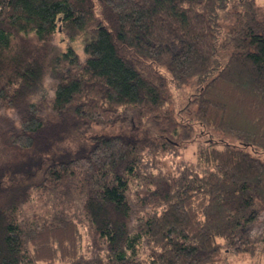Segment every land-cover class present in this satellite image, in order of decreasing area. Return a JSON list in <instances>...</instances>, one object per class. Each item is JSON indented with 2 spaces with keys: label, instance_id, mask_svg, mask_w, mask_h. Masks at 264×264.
<instances>
[{
  "label": "trees",
  "instance_id": "obj_1",
  "mask_svg": "<svg viewBox=\"0 0 264 264\" xmlns=\"http://www.w3.org/2000/svg\"><path fill=\"white\" fill-rule=\"evenodd\" d=\"M262 209L259 0H0V264H258Z\"/></svg>",
  "mask_w": 264,
  "mask_h": 264
},
{
  "label": "rangeland",
  "instance_id": "obj_2",
  "mask_svg": "<svg viewBox=\"0 0 264 264\" xmlns=\"http://www.w3.org/2000/svg\"><path fill=\"white\" fill-rule=\"evenodd\" d=\"M262 4H264V0H259ZM74 44L76 46H79V43H78V40L77 41H74ZM77 49H79V47H76ZM42 89H40L37 94H36V97H39V96H43V95H50L51 92H52V89L50 87V81L48 79H46L44 82H43V85H42ZM193 91V85H187V86H183L181 87L179 90H173L171 95H172V101L176 100V99H182L183 96L189 92H192ZM130 115H133L132 117H130ZM146 121V120H144ZM141 123H145L143 122L142 119L139 118V116L135 115V114H128L125 116V117H121L119 118L115 123H112V124H108V123H91L89 127L86 128H83V130H85L87 134H90V133H101V132H107V133H116V132H126L129 128L133 127V128H138V130L140 131H143L144 128H141L145 125H142L139 127V125ZM138 125V126H133V125ZM148 124V123H147ZM150 126L152 125V121L149 122ZM195 128V132L193 133V141L190 142V143H187L185 145L184 148H182L178 154L175 155V158H178V159H186V160H192L194 159L195 157V149H196V144L201 142L202 140H204L205 138H208L209 135L208 133L207 134H202L200 132V126L199 125H195L194 126ZM149 130H151L150 132H148ZM147 133L151 134L152 136L155 135V128L152 126V127H147L146 128V135H148ZM84 138L83 137H80V138H77L75 141H72L71 142V145H74L76 144L77 142H80V141H83ZM174 158V159H175ZM262 218H264V209H262ZM86 240L87 239H84V242L86 243ZM264 264V258H260L259 259V263ZM232 264H249V259L247 260H243V261H238V260H235L234 263ZM251 264V263H250Z\"/></svg>",
  "mask_w": 264,
  "mask_h": 264
}]
</instances>
